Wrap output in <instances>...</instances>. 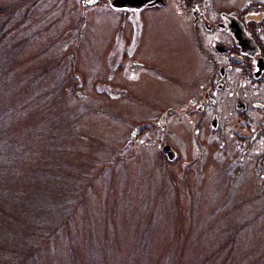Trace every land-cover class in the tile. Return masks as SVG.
Instances as JSON below:
<instances>
[{"label":"rangeland","instance_id":"rangeland-1","mask_svg":"<svg viewBox=\"0 0 264 264\" xmlns=\"http://www.w3.org/2000/svg\"><path fill=\"white\" fill-rule=\"evenodd\" d=\"M101 5L0 0V264H264V114L230 139L173 10Z\"/></svg>","mask_w":264,"mask_h":264},{"label":"flooded vegetation","instance_id":"flooded-vegetation-1","mask_svg":"<svg viewBox=\"0 0 264 264\" xmlns=\"http://www.w3.org/2000/svg\"><path fill=\"white\" fill-rule=\"evenodd\" d=\"M101 0H81L83 5L93 6ZM112 7V0H103ZM155 1V0H153ZM151 2L149 3H153ZM146 3V8L170 7L177 19L175 36L188 42L196 54L195 76L191 78L200 89L196 111L203 113L215 90L230 91V108L234 114L229 138L248 146L253 137L249 134V122L264 114V0H161ZM160 2V0H159ZM114 8V7H112ZM115 9V8H114ZM257 113H252V111ZM217 111L209 114V124L216 121L212 131L221 125ZM264 128V119L259 128ZM230 138V139H231Z\"/></svg>","mask_w":264,"mask_h":264},{"label":"water","instance_id":"water-1","mask_svg":"<svg viewBox=\"0 0 264 264\" xmlns=\"http://www.w3.org/2000/svg\"><path fill=\"white\" fill-rule=\"evenodd\" d=\"M153 1V0H152ZM151 2V0H112L111 1V5L114 8H128V9H139L141 7H143L144 5H146V3ZM160 0H155L153 1V3H149V4H156L159 6V3L162 4ZM164 4V2H163ZM211 125L212 127L216 126V121L212 120L211 121ZM161 151L162 153L167 157L168 160H173L175 157V152L172 150V148L170 147V145L168 144H164L161 147Z\"/></svg>","mask_w":264,"mask_h":264},{"label":"trees","instance_id":"trees-1","mask_svg":"<svg viewBox=\"0 0 264 264\" xmlns=\"http://www.w3.org/2000/svg\"><path fill=\"white\" fill-rule=\"evenodd\" d=\"M5 12H7V11L0 9V17H3V15H6ZM4 24H5V21L2 24H0V43L2 42L3 39H5V35H6L5 30L3 29ZM35 185H38V183H35ZM41 191H42V188H40V189L34 188V190L32 192H34L36 194V196L39 197V194H43ZM26 201H27V203H31V199L28 197H27ZM6 213L7 212L5 210V205L3 203V199L1 198V191H0V215L6 214Z\"/></svg>","mask_w":264,"mask_h":264}]
</instances>
